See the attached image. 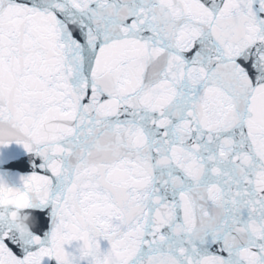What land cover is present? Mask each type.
<instances>
[{"label": "snow or ice", "instance_id": "obj_1", "mask_svg": "<svg viewBox=\"0 0 264 264\" xmlns=\"http://www.w3.org/2000/svg\"><path fill=\"white\" fill-rule=\"evenodd\" d=\"M14 143L0 264H264V0H0Z\"/></svg>", "mask_w": 264, "mask_h": 264}, {"label": "water", "instance_id": "obj_2", "mask_svg": "<svg viewBox=\"0 0 264 264\" xmlns=\"http://www.w3.org/2000/svg\"><path fill=\"white\" fill-rule=\"evenodd\" d=\"M29 154L26 152V150L22 147V145L18 144H12L8 148H2L0 149V162L6 163L8 160L15 158V157H27ZM32 171L29 170H20V169H10V168H4L0 167V176H3V178L9 183L10 186L13 187H22L21 184V177L31 175ZM49 221H51V215L49 210V215L47 217ZM51 231V223L47 227H45L42 231L37 230V235H40L41 237H44L46 234L50 233Z\"/></svg>", "mask_w": 264, "mask_h": 264}, {"label": "clouds", "instance_id": "obj_3", "mask_svg": "<svg viewBox=\"0 0 264 264\" xmlns=\"http://www.w3.org/2000/svg\"><path fill=\"white\" fill-rule=\"evenodd\" d=\"M23 211V210H20ZM20 211H18L14 217V220L17 224L22 225L25 228V231H28L29 229L27 228L26 222H25V218L23 216L20 215Z\"/></svg>", "mask_w": 264, "mask_h": 264}]
</instances>
